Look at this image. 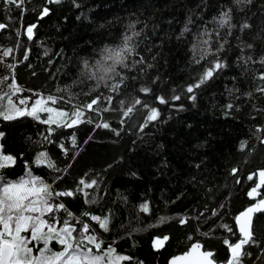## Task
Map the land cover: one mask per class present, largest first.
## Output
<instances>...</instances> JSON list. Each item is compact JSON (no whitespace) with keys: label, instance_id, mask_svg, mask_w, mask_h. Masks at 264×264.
<instances>
[{"label":"trees","instance_id":"obj_1","mask_svg":"<svg viewBox=\"0 0 264 264\" xmlns=\"http://www.w3.org/2000/svg\"><path fill=\"white\" fill-rule=\"evenodd\" d=\"M0 24V53L12 49L0 54V95L15 86L14 101L53 96L49 105L69 112L98 100L72 127L0 119V153L13 156L0 175L31 173L54 192L96 181L57 202L77 232L87 223L103 250L130 257L120 264H169L194 242L225 264L223 241L240 238L235 217L264 198V187L248 196L264 168V0H0ZM125 48L122 63L107 59ZM216 62L223 67L200 83ZM150 109L159 113L153 121ZM92 216L107 218V231ZM252 231L256 243L244 246L242 264H264V213Z\"/></svg>","mask_w":264,"mask_h":264},{"label":"snow or ice","instance_id":"obj_2","mask_svg":"<svg viewBox=\"0 0 264 264\" xmlns=\"http://www.w3.org/2000/svg\"><path fill=\"white\" fill-rule=\"evenodd\" d=\"M7 2L16 6L23 4V0H7ZM48 12L47 7L43 8V15H47ZM229 22L230 14L224 12L221 23L228 24ZM34 27L35 25L27 27L28 39L33 38ZM243 27L248 26L244 25ZM2 28L4 25L0 24V29ZM11 51L12 49H8L0 54L7 56ZM127 51H131V49L113 50L107 59L114 63H122ZM222 67L223 65L219 62L214 65L210 64L200 77V83L211 78L214 71ZM113 70L108 68L106 71ZM261 79H264V75L261 76ZM2 83L3 81L0 79V84ZM195 87H199V84H196ZM258 90L264 92V88ZM2 91L3 89L0 88V92ZM16 91L19 89L14 86L12 91L6 95H0V119L15 120L27 116L46 125L72 127L78 122H83L84 109L92 110L93 105L98 103L97 99H93L83 108L78 106L69 112L49 106L50 103L54 105L57 102V98L53 96L38 98L32 104H28L19 97L14 101L11 97ZM143 91L148 92L149 89L145 88ZM187 91L191 93L193 87H189ZM179 98V96L174 97L177 100ZM159 100L161 103L166 102L163 97H160ZM140 103V100H135L133 106ZM132 110V107L127 108L124 115L127 116ZM149 111L150 115L147 116V120H155L159 113L155 109ZM42 114L46 115L42 118ZM102 126L108 128L109 124L104 123ZM51 130L49 128V131ZM2 136L3 133H0V137ZM44 158L45 154H41L38 160L42 162ZM12 161L13 156L0 153V168L5 166L4 162ZM48 167L58 170L50 160ZM235 171L234 169L233 172L235 173ZM249 179H252V176H249ZM259 181L260 183L252 188L248 196L255 197L258 195V187L264 186V170L259 171ZM95 184L96 181L94 180L86 183L82 179L79 181L81 187H77L73 191L54 192L50 184L44 183L38 177L31 176V173L27 179L21 178L18 181H9L5 176L0 175V264H120V261L129 260L130 257L115 254L111 246L106 251L103 250V242L98 241L94 234H88L90 229L87 223L81 222V230L77 232L76 227L70 223L73 214L65 207L64 203L57 202L60 197H72L86 188H92ZM84 195L87 196L88 194L85 192ZM141 207L143 211H148L146 204ZM60 210L64 211L65 218H57L56 213ZM255 213H264V198L259 199L257 203L247 207L235 217L240 238L235 243H231L228 239L223 241L231 252V258L225 264H242V257L250 254L244 250V246L256 243L252 231V219ZM84 215L86 216L87 213ZM165 219L161 218V222L163 223ZM91 220L96 221L100 228L107 231V218L92 216ZM185 222V219L180 220V223ZM223 227L232 232L228 225H223ZM167 239V236L163 239L157 238L156 246H162ZM53 240L61 246L58 251H53L49 246ZM41 244L43 247H40ZM202 248L200 243H192L189 250L183 255L173 258L172 264H217L214 253L211 250H202Z\"/></svg>","mask_w":264,"mask_h":264},{"label":"water","instance_id":"obj_3","mask_svg":"<svg viewBox=\"0 0 264 264\" xmlns=\"http://www.w3.org/2000/svg\"><path fill=\"white\" fill-rule=\"evenodd\" d=\"M3 25H4V28H5V24H3ZM4 28L0 29V33H1V31H2ZM261 170H264V168L258 170L257 173H256V176H257L256 186L260 183V181H259V171H261ZM263 187H264V186H260V187H258L257 192H259ZM258 196H259V194L256 195L255 197L257 198ZM252 205H253V204H252ZM250 206H251V205H250ZM245 209H246V208H245ZM245 209H244V210H245ZM244 210H243V211H244ZM255 214H256V213H255ZM255 214L253 215L252 225H253V220H254ZM198 243H199V242H198ZM200 244H201V243H200ZM201 245L203 246V244H201ZM188 250H189V249H188ZM188 250H187V251H188ZM202 250H205L204 246H203ZM212 252L214 253V251H212ZM184 253H185V252H184ZM184 253L179 254V255H176V256H174V257L181 256V255H183ZM174 257H172V258L169 260V264H172V260H173ZM216 262H217V261H216ZM217 264H219V263L217 262Z\"/></svg>","mask_w":264,"mask_h":264},{"label":"rangeland","instance_id":"obj_4","mask_svg":"<svg viewBox=\"0 0 264 264\" xmlns=\"http://www.w3.org/2000/svg\"><path fill=\"white\" fill-rule=\"evenodd\" d=\"M49 106H51V105H49ZM57 109V108H56ZM58 110H60V109H58Z\"/></svg>","mask_w":264,"mask_h":264},{"label":"flooded vegetation","instance_id":"obj_5","mask_svg":"<svg viewBox=\"0 0 264 264\" xmlns=\"http://www.w3.org/2000/svg\"><path fill=\"white\" fill-rule=\"evenodd\" d=\"M219 264H222V263H219Z\"/></svg>","mask_w":264,"mask_h":264}]
</instances>
